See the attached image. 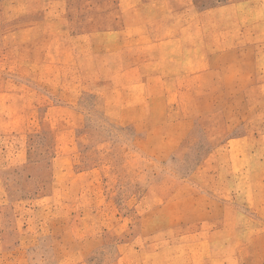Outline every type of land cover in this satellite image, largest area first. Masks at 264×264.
Masks as SVG:
<instances>
[{
	"label": "rangeland",
	"instance_id": "obj_1",
	"mask_svg": "<svg viewBox=\"0 0 264 264\" xmlns=\"http://www.w3.org/2000/svg\"><path fill=\"white\" fill-rule=\"evenodd\" d=\"M0 264H264V0H0Z\"/></svg>",
	"mask_w": 264,
	"mask_h": 264
}]
</instances>
